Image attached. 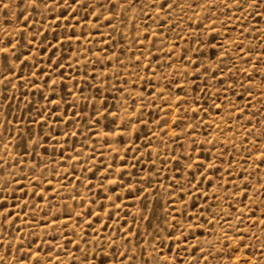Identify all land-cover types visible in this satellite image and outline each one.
<instances>
[{"label": "rangeland", "instance_id": "rangeland-1", "mask_svg": "<svg viewBox=\"0 0 264 264\" xmlns=\"http://www.w3.org/2000/svg\"><path fill=\"white\" fill-rule=\"evenodd\" d=\"M0 264H264V0H0Z\"/></svg>", "mask_w": 264, "mask_h": 264}, {"label": "snow or ice", "instance_id": "snow-or-ice-1", "mask_svg": "<svg viewBox=\"0 0 264 264\" xmlns=\"http://www.w3.org/2000/svg\"><path fill=\"white\" fill-rule=\"evenodd\" d=\"M4 51H7V49H5Z\"/></svg>", "mask_w": 264, "mask_h": 264}]
</instances>
